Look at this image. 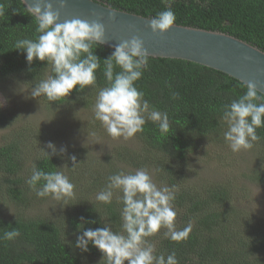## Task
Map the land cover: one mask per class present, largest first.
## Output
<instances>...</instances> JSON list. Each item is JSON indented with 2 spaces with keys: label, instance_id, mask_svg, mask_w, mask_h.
Segmentation results:
<instances>
[{
  "label": "trees",
  "instance_id": "1",
  "mask_svg": "<svg viewBox=\"0 0 264 264\" xmlns=\"http://www.w3.org/2000/svg\"><path fill=\"white\" fill-rule=\"evenodd\" d=\"M94 1L150 18L171 7L176 15L175 24L221 31L264 51V0ZM0 6L4 9V15L0 16V82L16 79L32 89L40 80L54 75L50 64L36 59L28 64L26 53L14 49L17 40L37 37L36 20L20 0H0ZM113 51L104 45L94 49L101 60L96 87L82 91L74 88L67 98L59 101L49 102L43 95L40 100L52 106L87 105L90 100L86 95L107 86L103 60ZM119 71V67L114 68V73ZM243 85L213 68L159 57H149L147 70L135 82L150 105L168 113L170 129L162 134L156 124L146 122L144 131L135 135L139 147L117 150L116 160L125 165L127 173L140 168L152 170L158 187L174 186L176 229L191 225L188 238L181 242L165 238L166 229L147 238L157 255L162 253L166 257L175 251L179 264H264V230L232 204V187L225 182L189 183L187 174L182 172L188 157L199 145L205 141L223 143V133L227 130L226 122L221 119L223 106L244 94ZM173 93H178V98L173 99ZM10 121L0 107V127L8 126ZM256 132L260 137L254 146L259 169L251 177L264 183V128ZM33 138L31 131L12 129L0 143V205L10 206L12 211L5 216L0 213V236L12 228L20 232L12 241L0 239V264H106L102 253L91 244L87 252H82L75 243L84 230L103 227L106 223L113 231H122L119 190H114L109 205L92 198L105 188L107 177L114 171L108 174L103 168L90 171L79 159L78 162L64 160L61 155H54L49 161L34 147ZM30 152L32 156L28 158ZM70 153L78 156L73 150ZM34 164L46 172L67 173L76 189L69 205L56 201L55 206H48L44 212L26 215L30 205L48 200V197L38 198L26 184Z\"/></svg>",
  "mask_w": 264,
  "mask_h": 264
},
{
  "label": "clouds",
  "instance_id": "2",
  "mask_svg": "<svg viewBox=\"0 0 264 264\" xmlns=\"http://www.w3.org/2000/svg\"><path fill=\"white\" fill-rule=\"evenodd\" d=\"M63 7L61 3L60 8ZM27 9L36 20L38 35L35 39L17 40L14 49L26 53L28 64L34 59L46 62L54 73L35 84L31 96L36 98L43 95L49 102L59 101L67 98L74 88L82 91L86 87H96V72L101 60L94 54V49L105 43L103 24L80 19L57 23L59 12L54 11L52 4L44 0H36ZM3 15L4 9L0 6V16ZM175 21L176 15L169 7L151 18L149 27L153 33L163 34ZM103 62L107 86L100 88L97 93L94 120L101 122L113 139L133 138L144 131L148 121L156 124L162 134L168 133V113L150 105L144 98V92L135 86L149 66V54L144 50L142 40L134 36L121 41ZM115 67H119L120 71L114 73ZM243 87L246 89L244 94L224 105L221 117L227 124L224 140L234 153L253 149L260 139L256 129L264 128V94L258 92L251 82ZM172 98H178V93H173ZM45 147L50 151L40 150L49 161L52 156L66 152V148L62 146L57 149L51 141ZM70 159L75 161L76 158L71 156ZM26 184L38 198L51 196L63 205H69L68 201L75 196V185L68 176L61 171H43L35 164ZM114 190L121 193L122 231H113L109 223L103 227L89 228L77 236L75 247L87 252L91 244L102 253V260L106 264H179L175 251L166 257L162 253L157 255L155 246L147 239L161 229H166L163 236L171 241L181 242L188 238L190 224L182 230L176 229L175 187H158L148 170L140 168L135 172L120 171L108 176L105 188L97 193L95 199L109 205L113 201ZM19 236V229L12 228L5 231L0 239L12 241Z\"/></svg>",
  "mask_w": 264,
  "mask_h": 264
},
{
  "label": "rangeland",
  "instance_id": "3",
  "mask_svg": "<svg viewBox=\"0 0 264 264\" xmlns=\"http://www.w3.org/2000/svg\"><path fill=\"white\" fill-rule=\"evenodd\" d=\"M31 90L16 79L0 82V107L11 118L8 126L0 127V143L2 138L10 135L12 129L14 131L23 128L34 134V147L41 149L51 141L57 149L62 146L66 148V152L61 156L70 161L73 155L69 152L73 150L78 155L75 158L79 159L87 170L103 168L107 174L110 170L114 171V174L120 171L128 172L125 165L116 160L115 152L125 148L137 149L140 143L136 136L128 140L122 137L111 138L101 122L94 120V104L98 92L93 91L92 95H86L90 100L87 105L74 103L72 106H52L40 100V97L33 98ZM93 132L95 135H92ZM31 156V152L27 154L28 158ZM257 163L255 147L234 153L225 140L221 144L205 141L188 157L187 167L183 168L182 172L187 174L189 183L209 181L230 185L232 204L264 230V183L256 182L251 177L253 172L259 169ZM146 170L154 181L152 170ZM61 172L68 176L64 170ZM74 191L76 192V189ZM96 195L97 193L92 196L94 200ZM55 204L56 200L49 196L45 202L30 205L26 215L44 212L48 206ZM4 205H0V213L4 216L11 214L10 206Z\"/></svg>",
  "mask_w": 264,
  "mask_h": 264
},
{
  "label": "water",
  "instance_id": "4",
  "mask_svg": "<svg viewBox=\"0 0 264 264\" xmlns=\"http://www.w3.org/2000/svg\"><path fill=\"white\" fill-rule=\"evenodd\" d=\"M26 7L36 0H20ZM59 12L57 23L73 19L104 26L102 44L114 49L121 41L138 37L149 57L191 61L221 71L243 84L253 83L264 94V51L217 30L174 24L163 34L153 33L150 17L118 10L94 0H44ZM63 3L64 7L60 8ZM28 10V9H27Z\"/></svg>",
  "mask_w": 264,
  "mask_h": 264
}]
</instances>
